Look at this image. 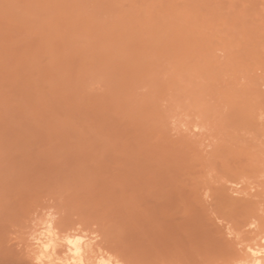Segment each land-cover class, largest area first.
Masks as SVG:
<instances>
[{"label":"rangeland","instance_id":"374dc122","mask_svg":"<svg viewBox=\"0 0 264 264\" xmlns=\"http://www.w3.org/2000/svg\"><path fill=\"white\" fill-rule=\"evenodd\" d=\"M263 17L264 0H0V264H34L49 214L91 264L264 245V154H238L264 123Z\"/></svg>","mask_w":264,"mask_h":264},{"label":"clouds","instance_id":"9594fccd","mask_svg":"<svg viewBox=\"0 0 264 264\" xmlns=\"http://www.w3.org/2000/svg\"><path fill=\"white\" fill-rule=\"evenodd\" d=\"M54 217L49 214L42 225V230L37 236L32 237L37 245L38 254L35 256L34 264H91L85 259L86 249H90L91 243L87 234L66 235L61 238L53 227ZM66 246L64 255L58 256L57 249ZM97 264H118L113 258H101Z\"/></svg>","mask_w":264,"mask_h":264},{"label":"bare ground","instance_id":"6f19581e","mask_svg":"<svg viewBox=\"0 0 264 264\" xmlns=\"http://www.w3.org/2000/svg\"><path fill=\"white\" fill-rule=\"evenodd\" d=\"M262 18L261 16H259V19ZM264 18V17H263ZM257 19L256 22L254 23V25L256 26L255 29V33H259L262 38L264 37V23H263V19L259 20ZM237 22V19L235 18V23ZM259 47H261V49H264V40H261L258 44ZM256 64L261 65V67L264 69V54L259 57L256 61ZM252 124V123H251ZM264 125V123H262ZM262 124L258 127H252L249 128L247 134L254 132L250 137H249V142L245 141V142H241V146L239 147L240 150L238 151L239 156L243 157L244 159L249 157L250 155H257V156H262L264 154V144L261 142H259V144H257V146H255L256 144H251V145H247L246 142L251 143L250 139L254 138L256 139V135L258 136L259 132L261 134H264V128L262 127ZM262 136V135H261ZM259 137V136H258ZM258 139V138H257ZM259 141V140H258ZM244 144L246 145V147H244ZM259 145H261V147H259ZM242 172L246 173L247 175L249 173L254 174L257 177L258 175H262V167L261 164H257L255 166L252 167H247L246 170H242L240 169ZM236 175V173H235ZM264 227V224L262 225ZM255 236L252 238L254 239L255 237L259 239V237H262V233L259 234H254ZM251 238V237H250ZM251 239V240H252ZM264 239V238H261ZM255 240V239H254ZM253 240V241H254ZM260 240H258L259 242ZM256 245H258V249H256L254 246L251 247V253H245L244 254H239L236 253V250H234L233 252H227V255H225V259H226V264H262L263 258L261 257L262 255V250L264 249V245H262L260 242L257 243ZM233 250V249H232ZM238 252V251H237Z\"/></svg>","mask_w":264,"mask_h":264}]
</instances>
